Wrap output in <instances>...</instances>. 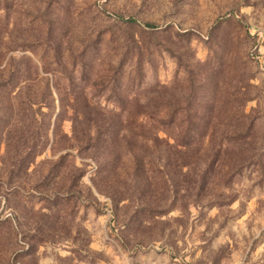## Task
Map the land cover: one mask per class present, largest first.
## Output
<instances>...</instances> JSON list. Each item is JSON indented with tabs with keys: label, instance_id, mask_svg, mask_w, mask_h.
I'll return each mask as SVG.
<instances>
[{
	"label": "rangeland",
	"instance_id": "obj_1",
	"mask_svg": "<svg viewBox=\"0 0 264 264\" xmlns=\"http://www.w3.org/2000/svg\"><path fill=\"white\" fill-rule=\"evenodd\" d=\"M0 264H264V0H0Z\"/></svg>",
	"mask_w": 264,
	"mask_h": 264
}]
</instances>
